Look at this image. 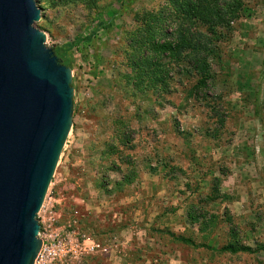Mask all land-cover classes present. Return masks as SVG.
<instances>
[{"label": "rangeland", "instance_id": "374dc122", "mask_svg": "<svg viewBox=\"0 0 264 264\" xmlns=\"http://www.w3.org/2000/svg\"><path fill=\"white\" fill-rule=\"evenodd\" d=\"M36 1L46 46L68 48L73 115L34 264H264V0L196 98L185 75L152 89L131 68L136 15L164 0Z\"/></svg>", "mask_w": 264, "mask_h": 264}, {"label": "water", "instance_id": "95a60500", "mask_svg": "<svg viewBox=\"0 0 264 264\" xmlns=\"http://www.w3.org/2000/svg\"><path fill=\"white\" fill-rule=\"evenodd\" d=\"M35 0H0V264H34L42 208L73 115L71 69L35 27Z\"/></svg>", "mask_w": 264, "mask_h": 264}, {"label": "trees", "instance_id": "16d2710c", "mask_svg": "<svg viewBox=\"0 0 264 264\" xmlns=\"http://www.w3.org/2000/svg\"><path fill=\"white\" fill-rule=\"evenodd\" d=\"M50 1L57 6L73 4L95 11L105 0ZM247 9L245 0H164L156 11L136 15L128 46L136 79L145 87L166 90L172 76L185 75L196 98L209 84L211 62L219 60L222 46L231 40L234 26ZM67 49L52 50L61 64L70 67ZM134 177L133 173L123 175L115 185L128 186ZM223 250L232 254L254 252L241 245Z\"/></svg>", "mask_w": 264, "mask_h": 264}]
</instances>
